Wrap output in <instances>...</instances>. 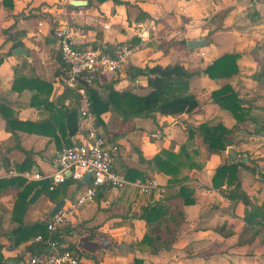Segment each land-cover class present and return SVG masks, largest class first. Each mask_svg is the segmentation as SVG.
<instances>
[{
  "label": "crops",
  "instance_id": "1",
  "mask_svg": "<svg viewBox=\"0 0 264 264\" xmlns=\"http://www.w3.org/2000/svg\"><path fill=\"white\" fill-rule=\"evenodd\" d=\"M12 1L13 6H4L0 0V107L4 105L0 111L12 121L7 128L6 117L0 115V152L5 153L10 164V170L0 166V176L19 179L0 192V219L5 220L0 243L5 264H23L32 254L30 246L42 243L37 239L40 233L17 243L18 234L13 230L21 224H46L57 204L45 192L49 178L30 176L54 172L61 148L86 136L78 95L62 80L65 65L54 28L67 25L78 47L110 52L126 44L136 47L119 68L101 73L93 83L104 100H109L112 92L148 95L153 87L148 75L138 72L140 68L180 62L196 71L220 54L215 42L197 49L188 47L190 39H206L203 34L209 28L201 18L210 14L212 0H83L84 5H74L73 0ZM139 23L150 35L147 40L135 33ZM213 36L218 38L217 33ZM19 47L26 51L16 52ZM221 85L205 73L193 76L190 88L199 107L191 113L153 111L126 116L125 110L131 112L132 108L125 102L122 107L109 103L99 117L100 124L108 143L118 146L114 168L128 175L131 182L120 188H101L92 202L79 207L47 239V244L71 248L88 264H137L135 259H141L140 264H212L210 258L215 255L211 251L228 238L216 228L225 224L233 228L236 217L242 219L243 227L242 207L235 208L226 196V185L224 191L212 187L215 170L210 164L201 171L193 167L181 172L180 177H189L177 183L152 165H156L154 160L163 150L176 153L179 160L188 163L182 145L187 141L189 128L218 117L228 127H234L232 115L209 98ZM196 137L194 148L199 151L200 147L202 152L204 141L201 135ZM198 151L191 154L197 158ZM69 177L74 181L64 191V207L74 206L79 191L92 181L91 176L87 180ZM145 178H156L162 189L141 194L136 180ZM247 182L243 179L246 191ZM182 185L194 190V203L184 204L182 197L175 196ZM27 186L28 197H35L18 213L17 198ZM169 195H174L169 203L183 207L185 216L174 243L155 251L140 243L147 228L139 214L147 204Z\"/></svg>",
  "mask_w": 264,
  "mask_h": 264
},
{
  "label": "trees",
  "instance_id": "2",
  "mask_svg": "<svg viewBox=\"0 0 264 264\" xmlns=\"http://www.w3.org/2000/svg\"><path fill=\"white\" fill-rule=\"evenodd\" d=\"M260 1L264 2V0ZM3 5L13 6V1L3 0ZM239 57L240 54L238 52L226 53L215 58L214 61L204 69L196 71L188 70L182 63L140 68L138 72L148 75L149 84L153 87V90L146 96H137L129 92H112L109 100H104L98 93V90L90 86L92 110L97 115V123L101 125L99 117L102 111L109 107V103L111 102L116 103V106L119 107H122L123 102H125L127 107H131V112L125 110L126 116L148 115L153 111L171 115L184 112L191 113L199 107V101L196 95L190 90V79L202 73L207 74L212 79L233 78L240 72L238 64ZM1 62L2 60H0V64ZM253 77L257 82L264 84V64L260 70L255 71ZM211 97L221 109L232 115V117L237 120L238 124L250 120L254 124L253 133H262L264 130V119L254 117L251 112L253 108H257L258 106L253 104L251 100L241 96L240 92H238L230 82H226L219 88L213 90L211 92ZM1 107H4V105H1ZM0 115L4 118L6 117L4 111H0ZM6 119L8 128L12 121L10 118L6 117ZM233 129L234 128L228 127L219 118L205 121L196 129H189L187 141L182 145V151L189 160V167H201L196 164L191 154V151H197L194 148V139L197 133L202 136L205 147L208 150L221 152L226 150L231 142L232 138L230 134ZM154 162L161 169L162 173L171 177V181L174 183L184 182L189 177L188 175L180 177L185 161L179 160L178 155L170 150H163L155 158ZM0 166L10 170L8 158L5 157V153L3 152H0ZM240 168L249 169L254 172L257 171L256 167L250 166L241 160L234 159L231 156L229 161L216 167L212 178V187L224 191L225 188H223V186L226 185L228 189L226 196L233 201L235 208L240 206L243 209L242 218L244 225L240 232L238 244H251L257 239H260V242L264 244V194L262 198L259 199L257 198L258 196H251L245 190L243 181L238 175ZM126 176L129 177L128 175ZM16 179H19V177H0V192L5 191L6 188L13 185ZM73 181L72 178L68 177L64 183L53 190L49 188V182L47 185H44L46 189L45 192L54 202L58 203L64 198V191ZM29 188L30 187L27 186L26 190L18 195L15 207L18 213H22L25 205L31 202L35 197H28ZM193 193L194 190L192 188L182 185L175 196L182 197L184 204H191L195 202ZM173 196L174 195L164 196L143 207L139 216L146 222L147 231L140 241L142 245H149L153 250L158 251L161 248H168L174 243V238L184 219L185 212L183 207L174 206L169 203V200L172 199ZM216 231L224 237L235 234V230L227 227L226 224L218 226ZM13 232L18 234L17 243L21 242L25 237L36 234L37 232L42 235V243H33L30 246L32 254L40 253L46 247H49L47 239H49V237L52 238L53 234H56V231L51 232L47 229V223H36L32 226L21 224L18 228L14 229ZM2 250L3 245L0 243V264H5ZM135 262L140 264L142 260L135 259Z\"/></svg>",
  "mask_w": 264,
  "mask_h": 264
},
{
  "label": "rangeland",
  "instance_id": "3",
  "mask_svg": "<svg viewBox=\"0 0 264 264\" xmlns=\"http://www.w3.org/2000/svg\"><path fill=\"white\" fill-rule=\"evenodd\" d=\"M212 1L214 2L211 4L210 14L201 18V21L206 22L204 24L209 28L203 34L207 39V44L208 42L216 43V52L220 54L217 57L232 52L240 54L238 59L239 74L233 78H219V85L230 82L241 96L258 106L252 109L253 116L264 119V84L257 82L253 77L255 71L260 70L264 64V2L260 0ZM214 33L218 34L216 40L213 36ZM209 98L216 103L210 95ZM231 118L235 120V124L230 134L232 140L227 149L221 152L210 151L204 144L205 150L202 148L203 151L200 152L201 148L199 147V151L196 152L199 155L197 158L193 156L194 160L201 166L200 171L206 164H210L211 168L216 170V166L230 160L232 156L230 151H234L236 156H232V158L257 168L256 172L240 168L238 175L242 181L243 179L248 181L246 185L248 193L261 199L264 194V190H262L264 187V130L262 133H253L254 124L252 121L248 120L238 124L234 117L231 116ZM196 128L198 127L189 129ZM213 153L216 155L214 160L211 158ZM201 154L202 156H200ZM188 168H190L189 163L185 162L182 172L184 173ZM2 217H5V211ZM242 224V219L236 217L232 225L236 234L226 238L211 251L215 255L214 258H210L212 264H264V244L260 242V239L247 245L240 246L238 244ZM1 233H5V220L2 218L0 219Z\"/></svg>",
  "mask_w": 264,
  "mask_h": 264
},
{
  "label": "built area",
  "instance_id": "4",
  "mask_svg": "<svg viewBox=\"0 0 264 264\" xmlns=\"http://www.w3.org/2000/svg\"><path fill=\"white\" fill-rule=\"evenodd\" d=\"M135 33L147 40L149 33L144 24L135 25ZM59 45L60 57L65 64V75L62 80L66 87L74 90L78 95L79 109L84 123L85 138L72 145L61 148L56 156V168L48 175L36 173L31 178H49L51 190L64 183L70 176L77 180L89 172L92 181L83 187L72 207H62L47 222L49 231H56L74 215L75 211L92 202L103 187L120 188L129 184L131 180L122 172L114 168L118 156V146L108 143L102 126L97 123V115L92 110L90 86L99 75L105 71H115L135 52L136 47L123 45L114 52L101 51L92 47H78L73 42L69 27L59 26L53 32ZM1 175V174H0ZM1 177V176H0ZM141 194H147L152 189H162L156 178L136 180ZM43 240L41 234L37 236ZM23 264H88L79 254L68 247L51 245L42 252L29 255Z\"/></svg>",
  "mask_w": 264,
  "mask_h": 264
},
{
  "label": "water",
  "instance_id": "5",
  "mask_svg": "<svg viewBox=\"0 0 264 264\" xmlns=\"http://www.w3.org/2000/svg\"><path fill=\"white\" fill-rule=\"evenodd\" d=\"M73 4L74 5H84L86 4L85 1L83 0H73ZM207 44V40L206 39H190L188 40V47L190 49H194V48H197V47H200V46H204ZM26 50L22 47H19L16 49V52H25ZM230 154L235 157L236 156V153L234 151H230ZM152 168L159 171L160 168L156 165H152ZM93 174V172H89L88 174H86L84 177H83V180H87L91 175ZM68 176H70V172L68 173ZM65 204V200L64 199H61L56 205L55 207L53 208V210L51 211V216H54Z\"/></svg>",
  "mask_w": 264,
  "mask_h": 264
}]
</instances>
